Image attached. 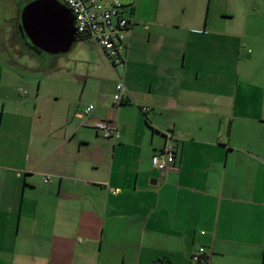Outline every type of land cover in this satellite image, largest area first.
<instances>
[{
	"label": "crops",
	"instance_id": "0c3cea01",
	"mask_svg": "<svg viewBox=\"0 0 264 264\" xmlns=\"http://www.w3.org/2000/svg\"><path fill=\"white\" fill-rule=\"evenodd\" d=\"M29 1L0 0V264H190L200 244L209 264H264V80L244 68L243 31L204 0H119L120 71L91 37L65 58L19 52ZM114 116L117 139L81 124ZM166 131L175 158L160 171Z\"/></svg>",
	"mask_w": 264,
	"mask_h": 264
},
{
	"label": "built area",
	"instance_id": "2783aa9c",
	"mask_svg": "<svg viewBox=\"0 0 264 264\" xmlns=\"http://www.w3.org/2000/svg\"><path fill=\"white\" fill-rule=\"evenodd\" d=\"M70 9L74 17V26L77 34H84L94 38L103 48L108 60L116 70L122 71L124 68L126 48V31L130 20L122 12V4L119 0H62ZM20 94L26 93L21 86L17 87ZM128 92L121 72L119 73L112 92L111 107L117 111L120 104L127 98ZM93 104L89 103L82 109V113H88ZM146 109L147 107H143ZM81 124L89 125L96 129L105 138L117 139L119 129L116 117H105L92 121L82 120ZM166 141L164 145L152 155V164L158 170L164 171L174 163L175 151L171 143L174 137L171 131H166ZM50 176H44V181ZM203 232V230H201ZM209 252L204 246H199L192 255L196 264H208L210 261Z\"/></svg>",
	"mask_w": 264,
	"mask_h": 264
},
{
	"label": "rangeland",
	"instance_id": "374dc122",
	"mask_svg": "<svg viewBox=\"0 0 264 264\" xmlns=\"http://www.w3.org/2000/svg\"><path fill=\"white\" fill-rule=\"evenodd\" d=\"M210 6L213 9L214 6H217L222 10V15L225 18H222V21H226L228 24L227 27L230 30H242L244 35L251 37V42H248V38H243L241 42V51L244 57V68L250 69L252 65L255 67L254 76L258 77L259 80H264V0H204L206 7ZM0 19H4L8 15L5 8H1ZM76 41L73 46L64 53L59 54H50L47 52H40L41 56H59V58H65L68 55L72 54H81L85 52L82 50ZM251 54L254 56L253 59L248 60L247 57ZM14 55L18 58H21V54ZM73 55V56H74ZM65 56V57H63ZM22 61V59H21ZM25 62V61H24ZM17 70L27 76L39 78L40 70L25 68L23 65H18ZM41 80V91H43L44 78L40 77ZM82 84V81H81ZM22 88H25V85L19 84ZM35 87V86H34ZM16 124L14 125V136L18 135L20 141V147L22 146V140L27 135V125L29 120V114L25 111L20 113ZM16 133V134H15ZM26 141V139H25Z\"/></svg>",
	"mask_w": 264,
	"mask_h": 264
},
{
	"label": "water",
	"instance_id": "95a60500",
	"mask_svg": "<svg viewBox=\"0 0 264 264\" xmlns=\"http://www.w3.org/2000/svg\"><path fill=\"white\" fill-rule=\"evenodd\" d=\"M19 30L40 50L67 52L76 41L74 17L60 0H31L20 10Z\"/></svg>",
	"mask_w": 264,
	"mask_h": 264
},
{
	"label": "trees",
	"instance_id": "16d2710c",
	"mask_svg": "<svg viewBox=\"0 0 264 264\" xmlns=\"http://www.w3.org/2000/svg\"><path fill=\"white\" fill-rule=\"evenodd\" d=\"M125 8L124 6L122 5V12L124 13L125 12ZM85 37H88L84 34H77V39H80V38H85ZM24 44L27 46L28 48V52L30 53H40V52H43L42 50H40L38 47L34 46L27 37L21 39V41H19V47H18V50L19 52H22L23 51V46ZM6 47V46H5ZM126 100V99H125ZM201 232V230H200ZM203 233V232H201ZM199 246H204L203 244H200L197 246V248L190 254V264H196V262L193 261L192 259V255L194 254L195 251H197L198 247ZM206 249V248H205ZM207 251V250H206ZM208 252V251H207ZM210 262V261H209ZM150 264H171L170 263V260L168 258H157L156 260H154L152 263ZM209 264V263H208Z\"/></svg>",
	"mask_w": 264,
	"mask_h": 264
}]
</instances>
